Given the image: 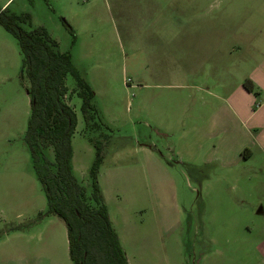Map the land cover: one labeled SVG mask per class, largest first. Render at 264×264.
Returning <instances> with one entry per match:
<instances>
[{
    "label": "rangeland",
    "instance_id": "1",
    "mask_svg": "<svg viewBox=\"0 0 264 264\" xmlns=\"http://www.w3.org/2000/svg\"><path fill=\"white\" fill-rule=\"evenodd\" d=\"M0 8L27 17L18 23L25 32L42 28L94 93L96 129L86 128L81 100L65 98L76 117L71 170L89 197L98 149L97 184L127 264H264V166L224 140L222 100L243 63L239 49L255 34L264 41V0H0ZM22 61L0 24V264H71L65 224L46 215L24 141ZM65 83L75 87L70 76Z\"/></svg>",
    "mask_w": 264,
    "mask_h": 264
},
{
    "label": "trees",
    "instance_id": "2",
    "mask_svg": "<svg viewBox=\"0 0 264 264\" xmlns=\"http://www.w3.org/2000/svg\"><path fill=\"white\" fill-rule=\"evenodd\" d=\"M25 20L27 17H8L0 12V24L19 44L29 81L30 117L24 141L46 200V215H55L65 224L71 264H127L97 184L98 149L88 172L92 189L89 197L71 170L70 142L76 117L65 98L78 97L86 128L96 129L97 114L91 107L94 93L73 66L70 55L58 52L56 43L42 28L25 32L18 26ZM67 76L75 82L72 89L66 86ZM243 87L254 91L249 80ZM43 143L53 150V162L43 154Z\"/></svg>",
    "mask_w": 264,
    "mask_h": 264
},
{
    "label": "crops",
    "instance_id": "3",
    "mask_svg": "<svg viewBox=\"0 0 264 264\" xmlns=\"http://www.w3.org/2000/svg\"><path fill=\"white\" fill-rule=\"evenodd\" d=\"M258 37L259 34L251 36L254 44L239 49L243 63L238 65L239 73L231 87L223 94L222 100L223 116L226 117L225 134L227 131L230 133V137L224 140H227V143L239 153L244 150L248 155L247 160L256 152V157L258 155L262 161L261 166H264V41L259 45ZM233 51L237 53L235 49L229 54L232 55ZM245 80L253 84V92H248L243 87ZM233 127L236 131L232 130ZM259 213H262L261 209Z\"/></svg>",
    "mask_w": 264,
    "mask_h": 264
}]
</instances>
